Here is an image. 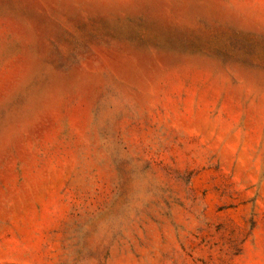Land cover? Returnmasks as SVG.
<instances>
[{
    "label": "rangeland",
    "instance_id": "rangeland-1",
    "mask_svg": "<svg viewBox=\"0 0 264 264\" xmlns=\"http://www.w3.org/2000/svg\"><path fill=\"white\" fill-rule=\"evenodd\" d=\"M0 264H264V0H0Z\"/></svg>",
    "mask_w": 264,
    "mask_h": 264
}]
</instances>
